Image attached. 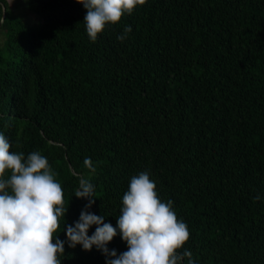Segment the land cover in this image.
<instances>
[{
    "label": "trees",
    "instance_id": "1",
    "mask_svg": "<svg viewBox=\"0 0 264 264\" xmlns=\"http://www.w3.org/2000/svg\"><path fill=\"white\" fill-rule=\"evenodd\" d=\"M20 6L33 23L15 16ZM86 13L78 0H0L10 150L48 158L66 224L89 202L75 197L80 177L95 186L89 211L115 226L131 177L148 171L189 227L181 252L196 264H264V0H146L95 41ZM108 247L127 250L120 235ZM60 260L106 264L95 246L67 243Z\"/></svg>",
    "mask_w": 264,
    "mask_h": 264
},
{
    "label": "clouds",
    "instance_id": "2",
    "mask_svg": "<svg viewBox=\"0 0 264 264\" xmlns=\"http://www.w3.org/2000/svg\"><path fill=\"white\" fill-rule=\"evenodd\" d=\"M78 2L87 9L86 31L95 41L109 24L131 15L146 0ZM131 31L130 25L125 26L117 39L123 41ZM11 148L0 132V264H62L66 243L71 248L81 245L85 251L95 246L105 255L106 264H185V258L187 264H196L191 251H180L190 239L188 225L178 217L172 200L160 198L148 171L131 177L115 226L106 223L105 216L89 211L95 203V186L80 177L75 197L89 202L74 224H66L69 205L48 158L39 151L25 156ZM84 164L95 172L90 158ZM62 220L66 240L57 235ZM93 225L95 231L89 235ZM117 235L127 244V250L119 254L108 247Z\"/></svg>",
    "mask_w": 264,
    "mask_h": 264
},
{
    "label": "rangeland",
    "instance_id": "3",
    "mask_svg": "<svg viewBox=\"0 0 264 264\" xmlns=\"http://www.w3.org/2000/svg\"><path fill=\"white\" fill-rule=\"evenodd\" d=\"M10 4L14 3V0H7ZM17 5H20V3H17ZM14 7V6H13ZM12 7V9H13ZM9 9L11 10V7L9 6ZM14 14L15 16H18L19 18H22L23 20H26L27 22L34 21V15L31 12L25 11L22 9V6L14 8Z\"/></svg>",
    "mask_w": 264,
    "mask_h": 264
}]
</instances>
